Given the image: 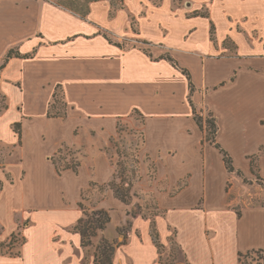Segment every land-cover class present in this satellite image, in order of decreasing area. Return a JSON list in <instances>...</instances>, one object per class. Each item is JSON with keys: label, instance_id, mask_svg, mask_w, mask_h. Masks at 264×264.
Returning a JSON list of instances; mask_svg holds the SVG:
<instances>
[{"label": "crops", "instance_id": "crops-1", "mask_svg": "<svg viewBox=\"0 0 264 264\" xmlns=\"http://www.w3.org/2000/svg\"><path fill=\"white\" fill-rule=\"evenodd\" d=\"M122 4L91 1L81 18L49 0H0V144L12 147L0 166L13 178L0 204L8 210V233L24 220V211L15 219L17 203L31 213L19 228L20 255L0 264H94L98 240L92 238L93 250L82 247L75 229L84 216L79 200L90 183L109 187L116 170L105 146L118 122L136 121L134 113L143 133L138 155L155 165V181L167 183V190H154L164 210L154 216L160 245L174 228L190 264H238L240 253L264 251V203L239 214L229 208L226 185L236 172L227 171L193 114L212 113L216 141L236 171L251 173L248 156L264 147V0ZM10 49L28 56L7 58ZM56 86L66 115L49 117ZM67 145L77 149L79 166L58 174L51 157ZM258 170L264 176V154ZM201 198L203 208H194ZM117 199L109 187L92 208L121 211ZM127 221L112 264H164L148 217L125 210L99 240L116 242Z\"/></svg>", "mask_w": 264, "mask_h": 264}, {"label": "rangeland", "instance_id": "rangeland-1", "mask_svg": "<svg viewBox=\"0 0 264 264\" xmlns=\"http://www.w3.org/2000/svg\"><path fill=\"white\" fill-rule=\"evenodd\" d=\"M62 3L66 6H70L75 10H83L86 6L88 0H51ZM114 3H117L119 0H111ZM136 37V36H134ZM230 46L229 44H227ZM58 102L55 103L57 110L63 111L64 104L61 100V93L58 91ZM4 106V98L0 94V110ZM136 119L132 123L128 122H118L119 130L114 133V135L109 138L105 148L108 153L113 157L112 163L116 170L115 177L111 182L122 185V189L127 191L129 203H124L120 201V210L111 211L108 210L109 221L113 218L117 220L122 217V212L126 210L131 215H142L143 217L150 218V232L152 240L156 243H159L158 250L162 253L160 260L164 264H190L181 249L180 245L176 242V230L171 228V236L169 237L168 243L166 245H160V240L157 235L155 239V232L157 228L154 222L155 215H163L162 208H160L154 197V190L159 192L166 189V179L156 180L155 165L145 155H138V148L143 139L142 129L140 128L141 118L135 113L132 114ZM203 116L204 124V135H208V127H206V120L209 118L208 112L205 111ZM133 118V119H134ZM128 121V120H127ZM137 125V126H136ZM209 136V135H208ZM12 147L10 145L0 144V165H4V162L8 158ZM77 149L74 146H62L61 152L56 155L58 167L63 169L67 164H69L77 155ZM264 154V147L261 148L259 153H256L253 161L255 166V173L259 175L260 178L264 179L259 173L258 170V159L260 155ZM15 160V158H13ZM144 170L141 173L142 169ZM232 179L229 180L226 185V195L228 196V201L230 202L229 208L233 209L237 214L240 213V208L251 205H259L264 203V182L259 180L254 173H247L238 175L236 173L232 174ZM186 178L179 180L174 187L169 189V194L173 195L176 193L182 186H184ZM9 183H13L12 175L4 170L0 166V194L4 188L9 187ZM134 185V188L132 186ZM140 187V188H138ZM106 190H109V187L106 185H93L89 184L86 190L82 192V199L80 208H83L85 211H91L92 204H96L98 199L101 197V194ZM91 198V201L87 200ZM87 199V200H86ZM203 198L196 203L194 208H203ZM0 201L2 197L0 195ZM91 203V204H90ZM16 216L15 219H19L21 211H24V220L22 223H19L18 230L15 233H8L9 231V216L8 210L5 205L0 204V258L11 259L19 256L21 253V248L23 244L22 231L19 228L26 226V222L31 219V213L26 209L25 205L18 203L16 204ZM129 218V217H128ZM152 220V221H151ZM109 223V222H108ZM106 224L105 228L107 227ZM104 228V229H105ZM130 228V222L127 221L123 226L118 227L117 231L120 233V239L114 241L119 243H124L127 238V231ZM103 229V230H104ZM102 231V230H101ZM101 231L98 232L94 241L99 242V237ZM92 240V243H93ZM111 242V240H110ZM89 250H91L92 245H90ZM88 247V246H87ZM93 250V248H92ZM92 252V251H90ZM238 264H264V251L252 250L243 253L241 258H238Z\"/></svg>", "mask_w": 264, "mask_h": 264}, {"label": "trees", "instance_id": "trees-1", "mask_svg": "<svg viewBox=\"0 0 264 264\" xmlns=\"http://www.w3.org/2000/svg\"><path fill=\"white\" fill-rule=\"evenodd\" d=\"M50 2L61 6L72 13L80 16L81 18H85L87 11H88V3L91 1L95 0H88L86 3V6L83 10H75L71 8L70 6H66L62 3L56 2V1H51ZM113 2V1H112ZM157 3V1H155ZM114 6L122 7V0H119L117 3H114ZM192 15H201L204 17H208V12L207 11H194ZM211 33H213V27H211ZM12 56H22V57H27L28 55H21L18 52H14L12 49H10L7 52V58L12 57ZM164 58L170 60L174 65H176V62L169 56V55H164ZM182 72L188 77L190 80V75L189 73L183 69ZM190 86V94L193 92V85L191 82H189ZM58 91L61 93V100L63 101L64 104V110L59 111L57 110V107L55 106V103L58 102ZM190 100V99H189ZM191 101V100H190ZM193 114H194V119L196 120V123L198 124L199 128L203 131L204 130V124H203V116L198 114L195 109H193ZM47 115L49 117L53 116H65L66 115V103L64 102V96L61 90L60 86L55 87V91L53 93V98L52 102L49 105L48 113ZM209 118L206 120V127H208V135H204L205 139L209 141V143L213 144L221 153L222 159L224 161L225 167L228 172H236L238 175H242V172L240 170H235L232 162V158L229 155V153L223 149L220 144L216 141V133H217V125L214 116L212 113H208ZM61 152V149L58 151V153ZM56 155H53L51 157V161L54 164L56 171L58 174H60L61 169L58 167ZM255 155L248 156V159L250 160V165H251V172L254 173L257 178L261 181L264 182L263 178H260L258 174L255 172V166H254V158ZM79 166V162L77 160L71 161L69 164L65 166V168H72L74 171L77 170ZM109 187L113 190V194L116 198L121 200L124 203H129L128 199V190L122 189V185L117 184L115 182H110L108 183ZM84 216H82L78 222L75 225V229L79 232L81 236V246L82 247H87L92 245V238L96 237L98 232L103 230L106 226V224L109 222V214L108 211L103 209V208H96L91 211H85L83 210ZM155 239L157 238V233L155 232ZM120 243L116 242H110L105 238H101L99 240V243L96 245L95 252H94V264H112V257L113 253L115 250V247L118 246ZM156 244L159 246V243L156 241ZM243 256V253L239 254V258Z\"/></svg>", "mask_w": 264, "mask_h": 264}]
</instances>
